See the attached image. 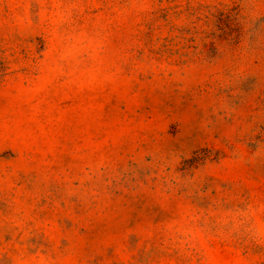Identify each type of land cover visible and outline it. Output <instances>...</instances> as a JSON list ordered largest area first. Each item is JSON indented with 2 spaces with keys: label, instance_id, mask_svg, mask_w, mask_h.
<instances>
[{
  "label": "rangeland",
  "instance_id": "rangeland-1",
  "mask_svg": "<svg viewBox=\"0 0 264 264\" xmlns=\"http://www.w3.org/2000/svg\"><path fill=\"white\" fill-rule=\"evenodd\" d=\"M0 264H264V0H0Z\"/></svg>",
  "mask_w": 264,
  "mask_h": 264
}]
</instances>
